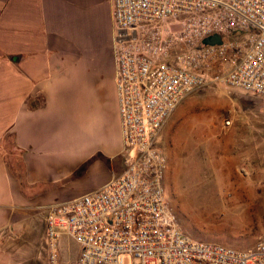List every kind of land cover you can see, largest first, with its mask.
<instances>
[{
  "label": "built area",
  "instance_id": "obj_1",
  "mask_svg": "<svg viewBox=\"0 0 264 264\" xmlns=\"http://www.w3.org/2000/svg\"><path fill=\"white\" fill-rule=\"evenodd\" d=\"M113 19L127 167L103 188L48 206V264H61L64 234L80 247L75 264H264V235L240 251L182 231L157 144L216 63L227 65L229 86L264 96V0H114ZM213 34L222 43H203Z\"/></svg>",
  "mask_w": 264,
  "mask_h": 264
},
{
  "label": "crops",
  "instance_id": "obj_2",
  "mask_svg": "<svg viewBox=\"0 0 264 264\" xmlns=\"http://www.w3.org/2000/svg\"><path fill=\"white\" fill-rule=\"evenodd\" d=\"M113 9L114 0H0V264H18L19 239L24 262L34 221L46 241L48 206L103 188L127 167ZM206 142L225 153L224 167L254 160L238 158L229 135ZM169 154L178 170L179 149Z\"/></svg>",
  "mask_w": 264,
  "mask_h": 264
},
{
  "label": "rangeland",
  "instance_id": "obj_3",
  "mask_svg": "<svg viewBox=\"0 0 264 264\" xmlns=\"http://www.w3.org/2000/svg\"><path fill=\"white\" fill-rule=\"evenodd\" d=\"M226 66L216 63L208 83L178 105L157 144L168 160L166 193L182 231L195 240L248 251L264 232V96L229 86L222 79ZM227 119L231 125L225 124ZM215 135L231 136L242 153L235 155L254 157L251 165H220L218 158L225 153L218 149L211 154L207 148L206 140ZM254 135L257 141L242 143L244 136ZM171 146L181 154V166L172 171ZM239 192L251 199L242 200ZM253 208L256 212H250ZM44 231V222L34 221L32 239H22L29 248L23 263L19 239L18 264H48ZM79 248L73 237L62 235L61 264H75Z\"/></svg>",
  "mask_w": 264,
  "mask_h": 264
},
{
  "label": "water",
  "instance_id": "obj_4",
  "mask_svg": "<svg viewBox=\"0 0 264 264\" xmlns=\"http://www.w3.org/2000/svg\"><path fill=\"white\" fill-rule=\"evenodd\" d=\"M203 43L211 44V45L220 44L222 43V37L220 34H213L211 36L204 38Z\"/></svg>",
  "mask_w": 264,
  "mask_h": 264
}]
</instances>
